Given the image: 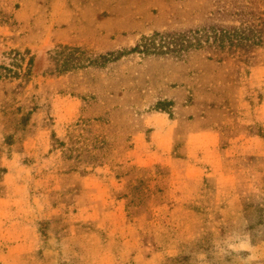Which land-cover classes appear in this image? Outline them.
Instances as JSON below:
<instances>
[{
	"label": "rangeland",
	"instance_id": "1",
	"mask_svg": "<svg viewBox=\"0 0 264 264\" xmlns=\"http://www.w3.org/2000/svg\"><path fill=\"white\" fill-rule=\"evenodd\" d=\"M0 264H264V0H0Z\"/></svg>",
	"mask_w": 264,
	"mask_h": 264
},
{
	"label": "trees",
	"instance_id": "2",
	"mask_svg": "<svg viewBox=\"0 0 264 264\" xmlns=\"http://www.w3.org/2000/svg\"><path fill=\"white\" fill-rule=\"evenodd\" d=\"M195 41V39L192 38V36L189 37V35L186 36H170L168 34H159V33H153L149 37H142L140 39V42L135 45L134 51H138L140 53H147L150 50L153 51H159L162 50L163 48L165 50H169L170 48L179 50V51H184L185 49L189 48L191 45L192 41ZM114 53H107L105 56H99L100 59H107L113 58L115 59L116 57ZM30 64V63H29ZM8 74L12 73V71L7 70L6 71Z\"/></svg>",
	"mask_w": 264,
	"mask_h": 264
}]
</instances>
